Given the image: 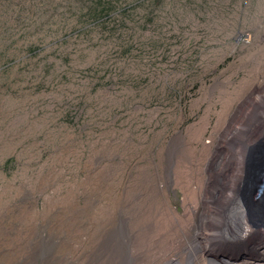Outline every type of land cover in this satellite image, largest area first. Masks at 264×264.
<instances>
[{
    "label": "rangeland",
    "instance_id": "obj_1",
    "mask_svg": "<svg viewBox=\"0 0 264 264\" xmlns=\"http://www.w3.org/2000/svg\"><path fill=\"white\" fill-rule=\"evenodd\" d=\"M263 115L264 0H0V264H213L186 194L222 217ZM223 229L219 264L264 259Z\"/></svg>",
    "mask_w": 264,
    "mask_h": 264
},
{
    "label": "bare ground",
    "instance_id": "obj_2",
    "mask_svg": "<svg viewBox=\"0 0 264 264\" xmlns=\"http://www.w3.org/2000/svg\"><path fill=\"white\" fill-rule=\"evenodd\" d=\"M255 91H259V90L254 89L253 92H255ZM252 94L249 95L248 99L247 98L245 99L244 103L250 101V104H252L253 102H255L252 99L250 100ZM244 103L242 102L241 104H244ZM240 106L241 105L238 104L237 108L240 109L239 108ZM244 111H246V110H244ZM218 124L219 123L217 122L215 125H213V124L205 125L202 127L199 134L194 133L196 135V137H195L196 144L201 145L204 148L205 147L211 148L213 151V155L211 157L215 161H218V159H220L219 153L222 149L219 146L220 144L219 145L217 144V141H218L219 136H220L219 135L220 132H217ZM210 128H213V129L210 130ZM235 130H236V127L232 128V134H233V131H235ZM207 133L210 134L209 137H207L208 141H206L207 139L204 140L205 135ZM256 154L259 158V165H258L257 169L255 168L256 171H254V173H252L251 180H249V184H247L248 186L245 188H242L241 191L238 190L235 193H233L234 195L232 196V201L227 200L225 203L222 204V206L218 207V209H220V212L222 213V217L215 218L216 217L215 213L216 214H218V213L216 212L215 209H214L215 212L212 211V207L209 206V203H210V200L212 197V194H211V192H209V190L208 191L202 190L201 194H198L199 197L197 196L199 198V199L197 198L198 200H195L192 197L193 195L188 196L184 192L186 194V199L185 198H184L185 200L183 199L184 200V207H185V215H183V217L185 218V220L187 219L190 221V226L194 227L195 235H196V238L198 240L199 245L201 246L203 256L206 257L207 260L212 261L213 264H216V262H217V264H219V262L217 260V248L212 247L213 245L211 244L212 234L210 232L211 231H214V232L219 231L220 226H221V228L222 227L224 228L223 231H225V233H226V236H227L226 241L228 243H231V240H230L231 236H232V240L235 236H237V237L238 236L251 237L253 245L255 246V247L254 246L253 247L262 250V252L264 254V193H260V190H258V188H255V186L261 185V184H263V186H264V142L262 143L261 146H259ZM215 169H218V168H215ZM210 172H208V173L210 174ZM250 174L251 173H249V175ZM211 180H212V176L208 175L206 178H204L203 182H201L199 184L197 183V185H198L197 187L202 188V186H203V188H205L207 186L206 188L208 189L212 186ZM241 180H243V179H241ZM235 189H236V187H235ZM190 191H191V189H190ZM192 191H194V190H192ZM187 193H189V192H187ZM207 193H209L211 195H208ZM170 203H169L170 207L167 211V213H168L167 215L173 217L174 219L176 217L182 216V215H179V213L177 212L175 207L173 205L171 206ZM217 211L219 212V210H217ZM203 214H205V215H203ZM193 215L198 216L199 218L194 219L192 217ZM219 216H221V215H219ZM179 220H182V219L179 218ZM185 220L183 219L182 222H180V223H183V221H185ZM195 222L196 223L199 222V224L197 223L198 226H196L194 224ZM186 223L189 226V222L186 221ZM213 228H214V230H213ZM186 232H188V231L186 230ZM214 232H213V234H214ZM220 232H221V230H220ZM208 234L210 236V239L206 240ZM184 239H185V237H184ZM175 257H177L176 252L173 251V254L170 255V259L168 260L169 263H171L170 261H173V258H175ZM207 257L210 259H208ZM173 262H175V261H173ZM223 264H248V263L244 259H231V260H229V262H225ZM249 264H264V259L254 258L253 261H249Z\"/></svg>",
    "mask_w": 264,
    "mask_h": 264
},
{
    "label": "trees",
    "instance_id": "obj_3",
    "mask_svg": "<svg viewBox=\"0 0 264 264\" xmlns=\"http://www.w3.org/2000/svg\"><path fill=\"white\" fill-rule=\"evenodd\" d=\"M15 13V12H14ZM5 15H9L10 12L6 11V13H4ZM87 15H93L95 17L96 20H101L102 19V11L101 12H97V11H92L91 9L87 12ZM20 17V16H19ZM6 21V20H4ZM264 187V186H263Z\"/></svg>",
    "mask_w": 264,
    "mask_h": 264
}]
</instances>
